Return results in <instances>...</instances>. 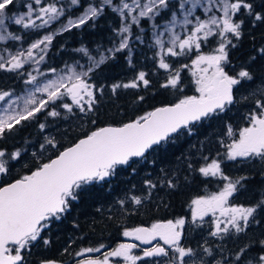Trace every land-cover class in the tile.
Here are the masks:
<instances>
[{
  "label": "snow or ice",
  "instance_id": "snow-or-ice-1",
  "mask_svg": "<svg viewBox=\"0 0 264 264\" xmlns=\"http://www.w3.org/2000/svg\"><path fill=\"white\" fill-rule=\"evenodd\" d=\"M189 4L191 7H187ZM10 5H14V0H0V41L21 39L8 32V22L21 25L24 29H40L58 22L61 24L59 32H69L90 21L94 24L110 8L120 18L119 28L113 29L119 36V42L105 52H98L97 56L91 55L86 48L78 49L90 61L86 70L77 71L76 66L66 65V71L44 80L38 79V76H46L38 67L33 70L36 75L25 70L28 78L24 83L33 87L24 96L12 99L13 92L0 90V102L3 103L0 107V140H6L9 134L35 120L40 113L59 117L61 113L56 108H62L67 113H73L74 109L82 113L94 112L98 102L96 93L102 94L103 90L89 82V74L114 58L115 53L129 49L134 26L141 33L144 31L143 24H150L152 28L153 46L158 48V67L167 73L165 82L159 87L182 93L181 70L190 67L197 93L182 95L174 102L155 107L119 126L97 127L62 151L57 148L55 137L45 136L44 142L39 145V153H32V167L24 165L28 169L27 174L0 183V264H26L24 253L40 240H43L44 245L50 243L42 236L43 231L68 213L74 201L88 194L87 186L106 181L114 175L118 165H128L133 158L145 157L153 146L168 142L174 134L179 137L186 130L190 135L196 122L219 115L234 104L237 86L243 88L247 82H255L256 75L250 64L256 60V56H252L249 65L241 66L239 71H235L233 66L231 71L234 74L226 69L232 63L231 49L237 47L244 35L246 18L250 17L254 26L257 22L264 24V5L257 10L254 0H206L205 3L202 0H179L177 9L173 0H118V3L100 0L99 4H88L83 13L75 18L66 12L65 5L58 6L55 0H29L25 5L27 11L15 16L6 15ZM70 6L83 5L81 0H69ZM197 6L203 9L204 18L194 15ZM169 12L171 18L165 20L163 25L157 22L158 18L163 20L164 14ZM61 17H64L63 21ZM37 20L41 23L37 24ZM178 28L182 32L177 31ZM56 34L59 33L44 34L31 43L26 51H18L7 58L0 55V69L23 75L21 70L25 69L26 63L39 65L45 56H37L36 51L46 53ZM166 34L167 40L162 39ZM135 39L142 41V36L136 35ZM212 42H215L216 47L211 53L200 51L202 45ZM193 50L197 54L190 66L183 64L180 68H173L166 59L185 56ZM258 53L264 56V47L259 48ZM49 71L53 74L57 72L54 68ZM146 77L147 73L140 71L128 83L113 84L111 90L116 93L120 88L139 89L141 86L148 89L150 80ZM261 83L264 85V78ZM251 95L254 97V108L245 116L248 126L239 129L238 137L232 126H227V136L232 138L231 143L226 145L228 160L258 157L264 161V86ZM243 99L247 100L248 97ZM138 100L142 102L145 97L139 95ZM91 122L96 123L95 120ZM39 128L43 132L46 125L41 123ZM49 148L56 149L54 158L42 160ZM21 159L20 149L8 151L0 147V177H11L14 167L12 162ZM188 167L191 169L193 165L189 163ZM198 171L203 177H220L226 183L220 191L192 200L193 225L200 227L205 216L219 213L213 222L214 230L209 234L223 240L233 234L245 233L252 223H260L255 214L258 209L264 210V195L255 206H229V198L238 191V186L243 187L241 181L247 177L230 179L221 169V163L215 159L199 167ZM144 183L149 191L157 187L151 179ZM162 183H166L169 188L176 187L171 179ZM131 200L136 205L143 202L141 197L135 195L131 196ZM119 203L123 205L124 201ZM185 224L184 218H178L156 222L151 227L125 230L123 236L133 237L145 245L158 238L163 241V245L144 248L143 256L132 254L138 245L123 243L105 252L102 259L86 256L100 252L104 247L101 245L78 252L77 256L86 258L77 264H111V258H122L126 264H137L145 257H168L170 251L175 254L170 264H188L185 258L193 257L196 253L190 247L181 246ZM254 251L255 255L252 254ZM203 252L209 257L213 256L211 248L205 247ZM41 264L55 262L46 260L41 261ZM191 264H196V261H191ZM200 264H205L202 257ZM215 264H264V238L252 240L239 248L231 262L227 256H222L220 260H215Z\"/></svg>",
  "mask_w": 264,
  "mask_h": 264
},
{
  "label": "trees",
  "instance_id": "trees-1",
  "mask_svg": "<svg viewBox=\"0 0 264 264\" xmlns=\"http://www.w3.org/2000/svg\"><path fill=\"white\" fill-rule=\"evenodd\" d=\"M24 4L25 0H14V5L9 6L6 15L13 16L24 11ZM81 4L84 5L85 0H81ZM254 4L257 10H260L264 5V0H254ZM83 7L75 6L70 13L78 15ZM169 14L170 12L164 14L163 20ZM158 20L161 19L158 18ZM119 26V16L109 8L94 24L90 21L69 32H54L59 34L54 36L52 44L46 49L43 68L63 70L66 65L71 64L88 66L90 64L88 57L78 49L86 48L91 55L97 56L98 52L102 53L106 49L113 48L119 42V36L113 29H118ZM142 26L143 33L138 32V28L135 26L133 27V36L141 35L142 41H136V39L130 41V52L125 49L115 53L114 58L109 59L100 68L89 74L91 77L89 82L103 90L102 94L96 93L98 102L94 112L82 113L74 109L73 113H67L62 108H56L61 113L59 117H49L46 112L40 113L35 120L21 125L19 130L9 134L6 140H0V147H4L8 151L20 149L22 152V159L12 162L14 164L12 176L3 177L0 179V183L6 179L10 181L27 174L28 169L25 168V164L32 167L33 157L30 155L31 149L29 150V148L32 145L35 147L34 151L39 152L40 150L42 131L39 124L41 123L45 124L46 131L55 137L57 148L62 150L97 127L120 125L157 106L174 102L182 95H192L187 87V85L189 86L187 77L186 80L183 79L184 75L181 78L182 93L159 87L165 81L166 72L157 65L148 24ZM49 27L52 28L53 25ZM49 27L24 29L21 25L10 22L8 30L21 39L12 40L9 43L28 45L31 41L42 36ZM261 47H264V24L257 22L254 26L251 23V18H246L244 35L237 47L231 49L232 64L228 70L232 72L233 66L236 71L241 66L249 65L252 56H256V60L251 62V69L260 64L264 58L258 53V49ZM140 71L147 73L146 78L150 80L148 89L141 86L139 89L120 88L116 93L112 92L113 84L128 83ZM183 71L185 72V70ZM25 80V73L18 75L15 72L0 69V90L19 93L26 86ZM139 95H143L145 100L139 101ZM236 107L237 110H242V103H237ZM222 114L219 113V115L194 124L195 135L193 137L191 134H187L186 130L179 137L174 135L168 142H162L161 145L151 149L145 157L133 159L128 165H118L114 175L107 178L106 181L87 186L88 194L82 195L79 200L74 201L68 213H65L60 220L53 221L49 228L43 231L42 236L50 243L44 245L43 240L34 243L32 248L37 250V261L59 259L63 256V252L113 243L121 238L122 231L126 228H136L158 220L176 219L183 216L187 212L192 198L202 194L211 186V182L208 183L199 173L197 164L193 163L191 146L195 148L196 156L202 159L207 148L204 146L203 138L208 135L210 127L215 124L221 125L226 121V117H223ZM92 120H95L96 123L93 124ZM220 130L216 132L220 133ZM194 137L195 139H193ZM208 149L209 153L218 155L217 150ZM55 153L56 149L51 148V152L46 156L43 155L42 160L55 156ZM220 162L223 172L226 174L232 167L241 168L235 164L237 162L234 160L226 161L225 157L220 159ZM189 163L193 165L191 169L188 167ZM253 174L247 172L240 175L247 179L241 181L245 188L241 187L239 196H242L243 191L254 184ZM256 174L258 175L260 172ZM147 179H151L157 187L149 191L144 183ZM166 179L173 180L176 187L169 188L166 183H162ZM133 195L141 197L143 201L141 205H136L131 200ZM122 200L124 201L123 205L119 203ZM258 211H262L264 216V210L258 209ZM256 220L260 221L259 224L264 225V217L257 214Z\"/></svg>",
  "mask_w": 264,
  "mask_h": 264
},
{
  "label": "rangeland",
  "instance_id": "rangeland-1",
  "mask_svg": "<svg viewBox=\"0 0 264 264\" xmlns=\"http://www.w3.org/2000/svg\"><path fill=\"white\" fill-rule=\"evenodd\" d=\"M27 2H29V0H25L24 11L16 13L13 16L25 13L27 11V9L25 7ZM55 2H57L58 6L60 4L65 5L66 6V12L69 15H71L72 18H75V17L80 16L83 13V11L85 10V8L87 7L88 4H90V3L99 4L100 0H85V4L83 5L84 6L83 10H81V12L78 15H73L70 13L71 9L74 8L75 6L68 7L69 0H55ZM205 2H206V0H202V3H205ZM114 3H118V0H114ZM173 3L177 5V9H178L179 0H173ZM187 7H191V5L189 4V5H187ZM202 12H203V9L200 6H197L194 15H200L201 18H204L202 15ZM177 14H178V16H180L179 11L177 12ZM170 18H171V13L167 16V18L165 20H168ZM61 20L63 21L64 17H61ZM165 20H157V22L160 23L161 25H163ZM8 23H10V22H8ZM36 23L40 24L41 21L37 20ZM52 25H53L52 28L49 27ZM49 26H47L49 28L46 32H44L42 34V36L44 34H49V33H54L56 31H59L61 24L58 22H53ZM148 27L150 30L151 43L153 46L154 45L153 31H152L150 24H148ZM177 31L182 32V29L178 28ZM8 32H10V31L8 30ZM138 32H140V29H138ZM42 36H40V37H42ZM39 38H37V39H39ZM37 39H35V40H37ZM162 39L167 40V34L164 37H162ZM12 40L13 39L9 38V39L0 41V55L4 56L5 58H7L10 54H15L18 51H21V50L26 51L28 49V47L30 46V44L35 41V40L31 41L28 45H20L18 43H16L14 45L13 43H9V41H12ZM133 40H135V36L132 35V37L129 40V43H131L130 41H133ZM136 41H139V40L136 39ZM8 45H10V46H8ZM11 46H13L14 48H12ZM215 47H216L215 42H212V43H209L207 45H202V48L200 51L203 52L204 54H209L212 52V50ZM153 48L155 50V58L157 60V65H158L159 57L156 55L158 48L154 47V46H153ZM127 51L130 52L131 50L127 49ZM35 54L37 56H39L41 54L44 55L45 53H39L37 50ZM196 54H197L196 51L193 50V52L188 54V55L180 56V57L166 58V59L168 60L169 63L172 64L173 68H180L183 64H188L190 66L191 60L195 58ZM43 63H44V61H42L39 65H36L35 63H31V62L26 63L25 69L21 70V71H23L25 73L26 79H27L28 77H27L26 71H32L33 74L36 75L37 73L33 70L38 67L41 72L46 74V76H44V77L38 76V79H40V80H44L46 78H55L56 75H59L61 72L66 71V68H65L63 70H57V72L55 74H53L48 69L43 68V66H42ZM68 66H76L77 71H82V70H86L89 65L84 66L82 64L81 65L80 64H71ZM252 69L256 75L255 82L254 83L253 82H247L243 88H240L238 86V90L236 91V94H235L236 105H237V103L241 102L242 103V110H237V107L234 103V105L233 104L229 105L226 108V110L224 112H222L223 117H226L225 118L226 121L221 125L215 124L212 127H210L208 135L203 138L204 146H207V148H206L205 154L203 155L202 159H200L196 156V150L193 146H191V157L193 159V163L197 164L198 169H199V167L204 166L207 163H210L213 159L220 162V159L225 157V160L229 161L226 158V153H227L226 145L231 143L232 138L227 136V126L228 125L232 126L234 133L236 134L237 137H238L239 129L248 126V122L246 121L245 116L247 115V113L250 110H252L254 108V97H252L251 93L256 92L258 89H260L262 86H264L261 83L262 78H264V58H262L260 64L256 65L255 67L253 66ZM183 70H185L186 74ZM239 70H240V68H237L236 71H239ZM230 74H234V72H230ZM182 75H184V77H183L184 80H186V77H187V81L189 83V86L187 85V87H188V90H190L191 94L192 95L197 94L195 92L194 78L191 75L190 67L182 69L181 70V78H182ZM257 75H259V76L257 77ZM166 77H167V73H165V79L164 80H166ZM185 84H186V81H185ZM32 87H33L32 85H26L24 87V89L22 91H20L19 93H13L14 95H13L12 99H15L18 96H24L28 90L32 89ZM257 94L259 95L258 92H257ZM243 97H248V99L244 100ZM68 102H70V101H68ZM245 102H246V104H244ZM2 106H3V103L0 102V107H2ZM229 109L232 111L230 112ZM77 110H79V109H77ZM63 111H66V110L63 109ZM217 130H220V133H217L216 132ZM191 135H192V137L195 135L194 129H193ZM45 136L53 137V135L50 132L46 131V129H45L43 132H41L40 144L44 142ZM233 138H235V137H233ZM193 139H195V137ZM222 141H223V143H222ZM208 148H210L211 150H214V151L217 150L218 155L209 153ZM34 149H35V147H33L31 145V147L29 148L30 155H32L33 152L39 153L38 151H34ZM50 152H51V148H49L48 151L44 153V156H46ZM205 158H207V159H205ZM234 162H237L235 164L239 165L241 168L236 169V168L232 167L228 171L229 173L226 174V172H224V174L227 175L230 179L235 180V179H238L242 173H244V174H246L247 172H248V174L254 173L253 174L254 178L252 176V178L254 179V184L252 185V187H249L248 189L244 190L242 193V196L238 195V193L241 189V187L238 186V191L236 193H234L232 197L229 198V206H244V207L255 206V204L261 199V196L264 195V161L260 160V158H258V157L257 158H250V159L238 157L236 160H234ZM221 169L223 170L222 167H221ZM259 172H260V174L257 175L256 173H259ZM2 178L3 177H0V179H2ZM203 178L205 180H207L208 183L211 182V184H210L211 186L208 189L204 190V192L202 194L196 195L194 198H192V200L196 199L198 197H201V196H209L213 193H216V192L220 191L223 188V185L226 183V181H223L220 177H203ZM261 178H263V180H260ZM243 187L245 188V185H243ZM192 200L189 202L187 212L183 216H180L179 218H184L186 220L185 227L186 228L188 227L186 229V232L188 234H191V233L201 234L204 238V240H201L200 242L195 243L196 245L193 247L196 255L193 256L192 259L196 260V264H200L198 262V260H200L201 257L205 261V264H215V260H220L222 258V256H227L228 260L231 262L234 258L235 253L239 250V248L243 247L245 244L249 243L252 240L261 239V238H257V237H252V234H246V233L233 234L231 236L225 237L223 240H221L217 237H212L209 233L214 230L213 222L215 221L216 218L219 217V213H217L216 216H213L212 214L205 216L204 221L202 222V226L197 227L191 223V219H192V217H191V208H192L191 202H192ZM257 214H259V216L264 217L262 215V211L257 210ZM220 219H223V217H220ZM174 220H176V219H174ZM198 223H200V222H198ZM189 225H191V226L189 227ZM250 227H252V229H253L252 232L257 231L258 233H261V234L264 233V225H261L259 223H252L250 225ZM250 227L246 230H250ZM132 229L133 228L124 229L122 231L121 235L123 236V232L125 230H132ZM183 230L185 231V228ZM123 238H124V236H123ZM262 238H264V236ZM126 239L120 238L119 240H117L118 242L115 241V242L110 243V244H105L104 247L101 248V251L110 245H113V247L111 249L109 248L110 249L109 251L116 248L118 245H120L122 243L123 244H131V243H128L126 241ZM100 246L101 245H98L95 248H99ZM205 247L212 249V252H213L212 257H209L206 254H204L203 248H205ZM149 248H150V246H149ZM103 254L98 255V258L102 259ZM132 254L143 256V251L136 250V248H135L132 250ZM252 254L255 255L256 252L254 251ZM174 255L175 254L169 253V256L167 258L166 257L163 258L162 262H164V264H170V261L172 260V257ZM141 261L142 262L140 264H156V263L160 262V260L153 261V262H148V261H144V260H141ZM191 261L192 260L190 259V261H188V264H191ZM139 262L140 261H138L137 264H139ZM162 262H160V263L162 264ZM111 264H126V262L122 258H111Z\"/></svg>",
  "mask_w": 264,
  "mask_h": 264
},
{
  "label": "flooded vegetation",
  "instance_id": "flooded-vegetation-1",
  "mask_svg": "<svg viewBox=\"0 0 264 264\" xmlns=\"http://www.w3.org/2000/svg\"><path fill=\"white\" fill-rule=\"evenodd\" d=\"M255 217L257 218V213L255 214ZM190 226L191 225H189V227ZM184 228H185V231L183 230V235H182V240H181V246H183V247H190V248L193 249V247L196 245L195 243H198L201 240H204V238H203V236L201 234H193V233L188 234L186 232V229L188 227L187 228L184 227ZM252 230H253L252 227H250V230H246L245 233L246 234H252V237H257V238H262L264 236L263 235L264 233L261 234V233H258L257 231L252 232ZM122 239H126V241L128 243L138 245V247L136 248V250L143 251L144 248H147V247H144L143 244L140 241L135 240L133 237H125L124 236V238H123V236H122ZM156 244H160L161 245V242L160 241H156V242H154L152 244V246H154ZM32 246H30V250L29 251H27V252L24 253L25 258H26V264H41V261H46V260L59 262L61 264H77L78 261L85 259L86 256H91L93 258H98V255H102L103 253L109 251L113 247V245H110V246L106 247L104 250H102L100 252L89 253V254H86V256H77V253L80 252L84 248L77 249V250H74V251L70 250L69 252H63V256L61 258H59V259H42V260H38L37 261V259H38L36 257L37 256V250H34L32 248ZM169 253L174 254L172 251H170ZM163 258H165V257H145L143 260L144 261H148V262H153V261L160 260V262H162L163 261L162 260ZM185 259L187 261H190V259L193 261L192 257H190V258L189 257H186ZM141 262L142 261H140L139 264ZM160 262L159 263H156V264H161ZM198 262L200 263V260H198ZM162 264H164V262H162Z\"/></svg>",
  "mask_w": 264,
  "mask_h": 264
},
{
  "label": "water",
  "instance_id": "water-1",
  "mask_svg": "<svg viewBox=\"0 0 264 264\" xmlns=\"http://www.w3.org/2000/svg\"><path fill=\"white\" fill-rule=\"evenodd\" d=\"M160 106H162V105H160ZM157 107H159V106H157ZM153 109H154V108H153ZM153 109H152V110H153ZM127 122H128V121H127ZM120 125H121V124H120ZM106 126H119V125H103V126H100V127H106ZM81 138H83V137H81ZM79 139H80V138H79ZM79 139H77L75 142H77ZM75 142H74V143H75ZM72 144H73V143H72ZM72 144H71V145H72ZM71 145H69V146H71ZM69 146H67V147H69ZM153 147H154V146H153ZM65 148H66V147H65ZM62 150H63V149H62ZM62 150H61V151H62ZM52 158H54V156H53ZM163 221H166V220H162V221H158V222H163ZM141 227H148V226H141ZM157 240H159V238H158ZM154 241H156V240H154ZM154 241H152L151 244H152ZM160 241H161V240H160ZM161 242L163 243V241H161ZM151 244H147V246H148V245H151ZM144 245H145V244H144ZM55 264H61V263H59V262H55Z\"/></svg>",
  "mask_w": 264,
  "mask_h": 264
}]
</instances>
